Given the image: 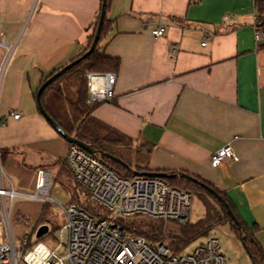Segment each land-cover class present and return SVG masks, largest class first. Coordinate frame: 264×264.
Returning <instances> with one entry per match:
<instances>
[{"label":"crops","instance_id":"1","mask_svg":"<svg viewBox=\"0 0 264 264\" xmlns=\"http://www.w3.org/2000/svg\"><path fill=\"white\" fill-rule=\"evenodd\" d=\"M259 7L255 0H109L110 29L100 45L119 67L113 98L92 110L144 145L149 171H185L224 192L253 228L254 264H264V79L253 37L254 16L264 24ZM100 8L101 0H0V64L7 58L1 164L20 193L34 190L37 168L59 167L65 157L70 143L41 114L35 93L84 52ZM159 26L164 32L154 36ZM11 110L21 116L3 121ZM227 143L237 158L212 166ZM20 209L37 213L27 202Z\"/></svg>","mask_w":264,"mask_h":264},{"label":"built area","instance_id":"2","mask_svg":"<svg viewBox=\"0 0 264 264\" xmlns=\"http://www.w3.org/2000/svg\"><path fill=\"white\" fill-rule=\"evenodd\" d=\"M264 4V0H255ZM164 27L152 29L154 36ZM253 37L258 55L257 71L264 79V24L255 15ZM0 67V78L3 72ZM117 73L88 72L87 103L97 105L110 101L114 95ZM19 118L20 111L11 110L7 117ZM236 155L229 143L211 156L212 166ZM65 161L74 180L84 188L96 205L94 213L75 202L62 206L50 195L53 173L39 167L35 171V186L30 193H20L3 185L4 171L0 149V264H229L215 236L207 237L188 252H172L162 240L149 241L130 228L140 218L171 220L177 224L188 221L191 193L168 183L164 178L145 174L121 175L106 165L99 154L70 143ZM16 196H27L61 207L63 228L68 231L63 255L42 242L32 243L25 236L18 240L10 229L11 202ZM7 199L9 201H7Z\"/></svg>","mask_w":264,"mask_h":264},{"label":"trees","instance_id":"3","mask_svg":"<svg viewBox=\"0 0 264 264\" xmlns=\"http://www.w3.org/2000/svg\"><path fill=\"white\" fill-rule=\"evenodd\" d=\"M108 1L109 0H106L105 8L108 6ZM259 6V10L262 12L264 10V4L259 3ZM98 17L99 14L97 15L95 27ZM95 27L89 36V41L84 52L88 49L94 36ZM109 29L110 21L105 15L99 40L94 50L82 57L71 67L67 68L60 76L52 81L42 91L40 101L48 115H50L68 134L75 136L81 141L89 143L93 148L101 149L104 152H108L111 155L120 158L137 171H149V168L147 167L148 152L144 145L135 144L131 137L94 117L92 115V110L96 105L87 103V73H104L108 71H114L117 73L119 67V58L106 54L100 45ZM58 69L59 68L54 69L51 74ZM45 79L46 77L43 78V80ZM99 156L106 165L113 168L117 173L121 175L130 174L125 166L115 161L113 158H106L100 154ZM56 161L59 165L57 177H62L63 181H66L67 186L72 192L70 202H75L80 207L94 213L96 205L90 201L87 191L74 180L73 174L67 166L65 158H60ZM196 178L198 181L212 187L216 192L222 195L236 217L240 220L246 233L251 236L253 228H249L240 218L231 199L211 183L198 176H196ZM164 179L171 185L183 190H188L191 195L193 193L197 194L203 201L205 207L204 215L194 222L188 220L185 223L178 224L176 230L164 228V222L171 220L148 218H140L133 221L130 225L131 229L145 236L149 241L167 240L170 244V248H172L174 252L181 250L186 243L196 236L207 233L208 229L214 222H229L231 228L239 235L237 226L228 216L218 198L211 194L199 182H193L178 176ZM81 194L83 195V199L80 197ZM50 205V202H43L37 218L38 222L47 219ZM244 243L254 261H258L259 250L257 244L255 242H250L248 238L244 239Z\"/></svg>","mask_w":264,"mask_h":264},{"label":"rangeland","instance_id":"4","mask_svg":"<svg viewBox=\"0 0 264 264\" xmlns=\"http://www.w3.org/2000/svg\"><path fill=\"white\" fill-rule=\"evenodd\" d=\"M264 15V10H263ZM2 56L0 52V57ZM5 56V55H4ZM2 57L3 58L5 57ZM7 58L1 61L2 67L5 64ZM3 185L5 188H11L12 184L16 186V177L9 172L6 166H3ZM50 171L53 173V183L50 189V195L54 198L58 199L62 206H66L71 201V190L67 186L66 181H63L62 177H57L59 167H50ZM6 174V175H5ZM10 179V182L8 178ZM12 183V184H11ZM16 188V187H15ZM81 199H83V195H80ZM7 201H9L7 199ZM27 202L30 208L37 209V213H39V208L43 205V202L40 199L30 198L27 196H16L13 198L11 205L12 210L10 214V229L15 237L18 240L20 237L25 236L32 243L42 242L46 246L51 249H55L58 255H63L66 252L64 245L58 244L62 242H66L68 231L66 228H63L64 224V213L61 207L58 205L51 203L49 212L47 214V219L41 222H38L37 213L33 217L24 216L25 213L20 209V203ZM1 206V201H0ZM205 213V207L202 199L197 194L191 195V202L189 208L188 219L190 222H194L201 218ZM41 224L48 225V232L43 236L37 238L35 236V231ZM177 223L166 221L164 222L165 229H177ZM215 236L219 240L220 250L224 254L226 261L229 264H254V261L251 257V254L246 247V244L240 239V236L231 228L229 222L221 221L214 222L208 229V232L205 234H200L186 243L183 248L177 252H188L190 251L197 243L205 240L207 237ZM165 243L170 244L167 240H164ZM172 252V248H170Z\"/></svg>","mask_w":264,"mask_h":264},{"label":"water","instance_id":"5","mask_svg":"<svg viewBox=\"0 0 264 264\" xmlns=\"http://www.w3.org/2000/svg\"><path fill=\"white\" fill-rule=\"evenodd\" d=\"M105 7H106V0H101V8H100L99 17H98L97 24H96L95 31H94V36H93V38H92V40L90 42V45H89L88 49L81 56H79L76 59L71 60L70 62H68L67 64H65L61 68H59L56 72H54L53 74H51L50 76H48L40 84V86L37 88L36 93H35V102L37 104V107H38L39 111L46 118V120L50 123V125L55 129V131L61 137H63L66 141H68L69 143H75V144L81 146L82 148L86 149L87 151H89L91 153H97V154H100L101 156L106 157V158H113L115 161H117V162L121 163L123 166H125L130 174H134V175H137V174H145V175H150V176H158V177H162V178H172V177L178 176V177L186 178V179L191 180L193 182H199L211 194H213L214 196H216L218 198V200L220 201L221 205L225 208L226 213L228 214V216L233 220V222L237 226V228L239 230L240 239L243 242H244V239L245 238H248L249 240L252 241L253 238L246 233V231H245L243 225L241 224L240 220L236 217V215L232 211L231 207L226 202V200L222 197V195H220L218 192H216L212 187L204 184L203 182L198 181V179L194 175L189 174V173H187L185 171H174V172H165V171H144V172H140V171H137L136 169L130 167L127 163H125L120 158H118L116 156H113V155H111L108 152H104L101 149L93 148L89 143H86L84 141H81L78 138H76L75 136L68 134L44 110V108H43V106L41 104V101H40V97H41L42 91L52 81H54L58 76H60L67 68L71 67L74 63H76L77 61H79L82 57L86 56L88 53H90L91 51L94 50V48H95V46H96V44H97V42L99 40L100 31H101L103 19H104V16H105V11H106V8ZM47 231H48V225L47 224H41L36 229L35 236L37 238H39V237L43 236L44 234H46Z\"/></svg>","mask_w":264,"mask_h":264}]
</instances>
